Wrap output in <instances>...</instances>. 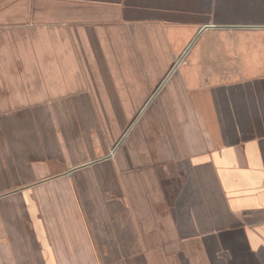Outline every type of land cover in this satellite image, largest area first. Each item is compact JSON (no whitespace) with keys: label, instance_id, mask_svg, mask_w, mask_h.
<instances>
[{"label":"crops","instance_id":"0c3cea01","mask_svg":"<svg viewBox=\"0 0 264 264\" xmlns=\"http://www.w3.org/2000/svg\"><path fill=\"white\" fill-rule=\"evenodd\" d=\"M98 150L109 264H264V0H0V264H65L68 196L15 190Z\"/></svg>","mask_w":264,"mask_h":264},{"label":"rangeland","instance_id":"374dc122","mask_svg":"<svg viewBox=\"0 0 264 264\" xmlns=\"http://www.w3.org/2000/svg\"><path fill=\"white\" fill-rule=\"evenodd\" d=\"M198 51L202 49V42L198 45L196 48ZM196 52V51H195ZM126 106H122L123 110ZM129 107V106H128ZM142 106H131V110L129 114L133 116L134 120H129L126 122H119L118 131L120 133V142L118 144V148H125L126 141L128 140V136L130 137L132 135H136V131L140 130V128L143 126L145 115L140 111ZM154 104L150 106V109H148V113L154 108ZM140 111V112H139ZM125 115V110L123 111ZM138 113V114H137ZM143 117H141V114ZM140 114V115H139ZM137 115V116H135ZM126 116H129L126 114ZM135 116V117H134ZM82 123L85 125V129L93 128V121L85 120ZM106 125V122H103ZM102 123V125H103ZM131 128V129H130ZM128 129V130H127ZM128 131V135L127 132ZM135 131V132H134ZM134 132V133H132ZM123 133V134H122ZM122 134V135H121ZM127 135V136H126ZM85 140V146L87 151H90L93 149V141L95 140L93 137V134L89 136L88 133H86V136H81L80 141ZM115 149L112 150L111 153H114ZM98 155H100V150L97 152L88 153L86 152L84 156H79L78 158H75L72 160L71 164L78 163L81 161H88L89 159H94ZM108 158V157H107ZM104 159H95L91 160L90 162H87L85 164H81V166H77L74 168H70L65 170V166H60L58 168H55L59 172H62L61 174H64L63 176H59V174L54 175V178L52 181L47 180L46 184L44 185H32V186H23L22 188H19V193H22V191L25 189H30L31 191H35L37 189L40 190V192H45L48 188L51 190H54L56 188H60L59 192L68 196V201H64L66 203V210L62 208L65 213L61 214V217L59 219H62L63 221V235L62 239L68 244V248L64 249V255L63 260L65 264H109V257H110V244L105 243L103 241V237H100V235L97 232V227L95 226L93 222V204H94V192L97 190V192H100L99 186L95 188L93 185V173H94V166L98 165L99 162H104ZM99 167L96 168L98 170ZM79 176H85L86 178H89L87 181L89 184L86 185H79L78 177ZM60 183H58V179H60ZM40 184V183H39ZM62 186H60V185ZM29 190V191H30ZM17 193V192H15ZM108 193V192H107ZM90 194V195H86ZM12 197V196H10ZM6 197V198H10ZM5 198V199H6ZM163 206V204H162ZM161 205L157 206L159 210L162 207ZM164 207V206H163ZM99 212V211H98ZM61 236V234H60ZM146 250L138 251L134 250V256H140L138 261H142V255L145 254ZM121 260L125 261V259H122V257L130 258L131 256L126 254L125 252L120 251ZM126 264V262H125Z\"/></svg>","mask_w":264,"mask_h":264}]
</instances>
